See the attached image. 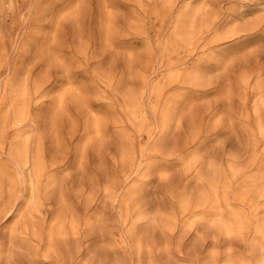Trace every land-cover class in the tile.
<instances>
[{
    "label": "rangeland",
    "instance_id": "rangeland-1",
    "mask_svg": "<svg viewBox=\"0 0 264 264\" xmlns=\"http://www.w3.org/2000/svg\"><path fill=\"white\" fill-rule=\"evenodd\" d=\"M263 263L264 0H0V264Z\"/></svg>",
    "mask_w": 264,
    "mask_h": 264
},
{
    "label": "bare ground",
    "instance_id": "bare-ground-1",
    "mask_svg": "<svg viewBox=\"0 0 264 264\" xmlns=\"http://www.w3.org/2000/svg\"><path fill=\"white\" fill-rule=\"evenodd\" d=\"M25 153V152H24ZM264 264V263H263Z\"/></svg>",
    "mask_w": 264,
    "mask_h": 264
}]
</instances>
